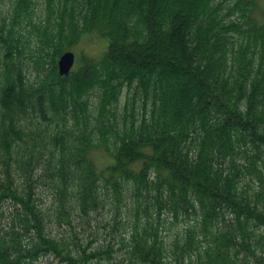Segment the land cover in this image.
Listing matches in <instances>:
<instances>
[{
    "label": "trees",
    "instance_id": "1",
    "mask_svg": "<svg viewBox=\"0 0 264 264\" xmlns=\"http://www.w3.org/2000/svg\"><path fill=\"white\" fill-rule=\"evenodd\" d=\"M44 1L43 29L28 21L33 0L14 1L11 22L28 21L53 60L92 31L107 49L66 76L55 64L27 84L14 57L20 34L0 17V264L47 255L102 264L110 246L74 251L46 227L71 226L74 212L106 205L118 213L123 189L135 221L128 252L139 264H164L168 253L194 256V264H264V23L253 15L256 1L237 0L226 14L216 0ZM28 143L27 161L20 153ZM98 146L114 159L106 173L88 156ZM39 167L51 211L35 193ZM163 213L184 222L172 241L158 233Z\"/></svg>",
    "mask_w": 264,
    "mask_h": 264
},
{
    "label": "rangeland",
    "instance_id": "2",
    "mask_svg": "<svg viewBox=\"0 0 264 264\" xmlns=\"http://www.w3.org/2000/svg\"><path fill=\"white\" fill-rule=\"evenodd\" d=\"M16 0H0V17H5V20L10 24L14 31L19 32L21 41L20 50L15 52V62L17 61L19 68L21 69L27 84L35 85L44 78V73H51L54 65L56 64V72L58 73V60L62 53L70 51L74 54V60L70 71H75L81 65L84 57L91 60L100 59L107 49V41L102 37L98 31H92L85 33L81 36L79 43L72 47V49H67L62 52L56 59L53 60L52 53L54 49L52 47L42 48V38L40 34L35 32L32 28V23H36L40 29H43L44 26L42 23L45 21L47 16L50 15V11L46 8L44 0H33V9L31 11V16L26 20L20 21V19L14 20V23L11 22L13 13L12 7ZM257 4V9L253 12V15L259 24L264 23V0H255ZM237 0H216L215 5L222 8V13L226 14L228 10L237 9L238 5L236 4ZM11 15V18H10ZM235 17V16H234ZM53 23V22H52ZM2 49V44L0 43V51ZM43 53H47L45 56ZM49 53V55H48ZM43 56V60L39 58ZM2 60L0 54V73L2 70ZM59 74V73H58ZM1 80V75H0ZM127 89H123L121 94V100L117 105V113L121 117L123 108L125 105V100L127 97ZM91 106L97 101V97L94 94L89 96ZM129 113H127L128 116ZM127 120L128 117H127ZM38 121L41 124L45 122L38 116ZM54 123H50V129L54 128ZM30 127V125H29ZM32 143H28L27 146H24V153H20V156L24 155L27 158V161L30 157L28 154L31 148ZM38 145L36 149H38ZM28 156H27V155ZM92 163L94 164L98 172H105V170L114 163L113 156H111L102 146L95 147L90 150L88 154ZM41 166V165H40ZM138 169L139 164L135 165ZM43 167L37 168L35 171V177L40 178L41 181L36 182L35 184V193L38 198V202L42 206L43 210L51 211L53 210V201L50 194V187L46 185V179L48 177L45 175ZM106 173V172H105ZM103 193H106L105 188L102 189ZM109 196H111L109 194ZM126 192L123 189L122 200L120 201L119 211L116 213V210L110 205H106L103 208L90 211L88 214H83L82 212H74L71 215V226L67 225L65 222L58 225L56 221H52L49 225L47 224V231L51 232V235L57 239L64 238L71 248L74 251H78L81 247H89L87 251L96 247L106 248L110 246L113 250L110 252L109 257H104L102 264H139L128 252L130 245V232L133 231V224L135 223L133 214H127L125 204L129 202V199L126 197ZM10 206L8 203L4 205L5 217L1 220V225L3 227L7 226V223L10 221L8 216V211ZM160 220L159 235L164 238L165 241H172L177 233H180L184 222L172 223L170 215L163 213ZM114 218L119 220L114 223ZM229 219V216H228ZM194 220H192L193 222ZM137 222L143 223V218H140ZM123 238V241H121ZM174 253H168V257L164 260V264H194V256L189 259L183 260L181 257H178L176 260ZM243 255V254H242ZM26 264H67L65 262H60L58 259L52 255H47L40 257L39 260L26 263Z\"/></svg>",
    "mask_w": 264,
    "mask_h": 264
},
{
    "label": "water",
    "instance_id": "3",
    "mask_svg": "<svg viewBox=\"0 0 264 264\" xmlns=\"http://www.w3.org/2000/svg\"><path fill=\"white\" fill-rule=\"evenodd\" d=\"M73 60H74V54L72 52L66 51L62 53L57 63L58 73L60 76H65L70 72L73 64Z\"/></svg>",
    "mask_w": 264,
    "mask_h": 264
}]
</instances>
